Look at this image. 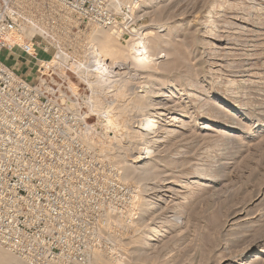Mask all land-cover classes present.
I'll list each match as a JSON object with an SVG mask.
<instances>
[{"label":"rangeland","instance_id":"374dc122","mask_svg":"<svg viewBox=\"0 0 264 264\" xmlns=\"http://www.w3.org/2000/svg\"><path fill=\"white\" fill-rule=\"evenodd\" d=\"M105 3L24 31L65 97L24 157L52 193V264H264V0Z\"/></svg>","mask_w":264,"mask_h":264},{"label":"built area","instance_id":"2783aa9c","mask_svg":"<svg viewBox=\"0 0 264 264\" xmlns=\"http://www.w3.org/2000/svg\"><path fill=\"white\" fill-rule=\"evenodd\" d=\"M107 13L105 0H0V248L24 264H52L60 256L55 239L61 228L54 223L51 201H46L44 214L41 210L51 190L27 185L23 170L26 141L51 125L49 111L65 98L52 74L46 73L56 55L42 60L48 45L27 43L24 31L48 28L55 20L103 22L91 16ZM18 52L37 69L23 74L1 58L5 53L17 62Z\"/></svg>","mask_w":264,"mask_h":264},{"label":"bare ground","instance_id":"6f19581e","mask_svg":"<svg viewBox=\"0 0 264 264\" xmlns=\"http://www.w3.org/2000/svg\"><path fill=\"white\" fill-rule=\"evenodd\" d=\"M54 60H55V59H54ZM52 62H53V61H52ZM52 62H51V63H52ZM215 106H216V108L218 107L219 109L222 108L220 104H216ZM218 108H217V109H218ZM143 120H144V119H143ZM145 121H146L145 123L147 124V128H146V129H142V130H143L144 132H146V133H147V132L149 133V132L153 131V130H154V129H153V127H154V126H153V123H154V122H153V121H150V119H148V118H147ZM145 126H146V125H145ZM154 132H155V131H154ZM152 133H153V132H152ZM137 148H138V147H137ZM148 148H149V147H145V148L140 149V150L146 151L145 153H146V154H149L150 151L148 150ZM136 150H138V149H136ZM143 151H142V152H143ZM148 151H149V152H148ZM137 153H140V151H138ZM143 154H144V153H143ZM149 155H150V154H149ZM137 159H138V158H137ZM142 159H145V158H142Z\"/></svg>","mask_w":264,"mask_h":264},{"label":"crops","instance_id":"0c3cea01","mask_svg":"<svg viewBox=\"0 0 264 264\" xmlns=\"http://www.w3.org/2000/svg\"><path fill=\"white\" fill-rule=\"evenodd\" d=\"M12 63H13L12 66H13V65H16V64H14V63H15L14 61H13ZM22 66H23V65H21L20 67H16V66H15L16 68H14V69H15L16 71H18V72L24 74V73H26V71L24 72V69H23L24 67H22Z\"/></svg>","mask_w":264,"mask_h":264}]
</instances>
